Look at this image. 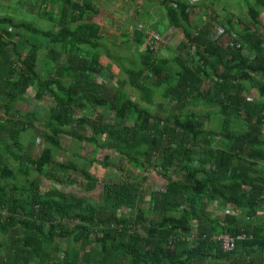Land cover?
I'll list each match as a JSON object with an SVG mask.
<instances>
[{
  "label": "trees",
  "instance_id": "trees-1",
  "mask_svg": "<svg viewBox=\"0 0 264 264\" xmlns=\"http://www.w3.org/2000/svg\"><path fill=\"white\" fill-rule=\"evenodd\" d=\"M176 1L161 3H168L169 29L184 38L177 56L161 58L136 28L124 35L134 58L126 52L129 68L121 71L136 101L121 85L108 95L103 81L114 76L100 63L103 55L110 59L107 40L99 24L84 20L98 15L92 0H41L43 17L57 24L48 31L0 18V264H264V0H255L248 18L228 15L221 35L231 43L224 48L210 37V25L191 19L197 6ZM44 62L55 69L49 81L38 71ZM252 89L258 100H248ZM32 99L35 110L23 112L28 122H17L16 105ZM84 102L104 109L99 120L75 116ZM35 123L46 143L40 158L28 156L21 142ZM72 126L91 127L92 135H75ZM62 136L108 148L145 174L158 170L168 186L150 193L149 208L148 191L130 173L105 184L101 204L57 190L43 194L30 178L55 163ZM84 174L86 189H94ZM215 201L223 208L211 215ZM126 210L130 217L119 216ZM71 219L77 225L69 228ZM220 235L242 240L225 253Z\"/></svg>",
  "mask_w": 264,
  "mask_h": 264
},
{
  "label": "rangeland",
  "instance_id": "rangeland-1",
  "mask_svg": "<svg viewBox=\"0 0 264 264\" xmlns=\"http://www.w3.org/2000/svg\"><path fill=\"white\" fill-rule=\"evenodd\" d=\"M27 1L28 0H0V18H12L15 22L26 21L47 31L57 25L51 24L45 17H43V11L38 8L41 0H32L31 5H27ZM153 1L155 0H92V5L98 15L95 17H89V15H86L84 20L86 22L90 21L99 24V36L107 40L104 48L108 51L110 59L103 55L100 59V63L102 68H109V70H111V74L109 70H107V72L102 70V72L114 76L113 79H110V76H107L103 81L104 84H106L105 88L109 90V96L113 94V90L118 85H121L124 86L123 90L128 93L134 101L140 98L135 89L125 85L126 74L121 71V67L129 68V63L124 61V58L126 52H129L128 49L130 47H128V44L124 41V35L127 33L132 34L135 28L140 31L143 30L146 34L152 32L151 28H155L161 32L162 28L167 26L166 22L165 24L160 21H157V24L154 25L152 17L155 15L160 16L159 14L162 11L159 8V3H161L162 0L158 3H154ZM255 3V0H209L208 2L201 0L200 3H198V6L194 8L195 11H193L191 19L196 21L198 26L206 25V27H208L210 25V37L212 39L218 37V43L224 48V46H228L231 43V37L227 33L221 35L224 32L222 23L227 22L229 17L233 14L248 18V16H246L247 12L251 6H255ZM153 12L155 13L153 14ZM57 13L56 8L54 14L56 15ZM259 21L263 24L261 31L264 33L263 13L260 16ZM177 35L178 36L173 43L160 50L159 56H161V58L171 59L174 55L178 54L176 46L183 41L184 38L181 33H177ZM168 49L172 53L169 52ZM128 56L129 58H134L130 52L128 53ZM38 71L41 80L49 81L51 77H55V69L47 62L40 65ZM97 82L102 81L97 79ZM246 86L249 87V84L247 83ZM247 95L248 100H258V92L256 89L250 90ZM29 96H33L31 90ZM161 103L168 104L165 101H161L158 104ZM35 106L36 103L33 99L30 103L23 104L24 114L28 116L30 112L35 110ZM103 110L102 107H98V110L92 111L90 105L84 102L79 105V110H77L75 116L77 118H85L88 121L99 120ZM151 111L155 114L159 110L157 107L151 106ZM213 111L216 112L217 110ZM104 114L107 117L110 115L108 111H104ZM109 121H111V118L106 119L107 124ZM27 122V117L23 116L22 123L25 124ZM89 126H92V124H89ZM129 127H132V123H129ZM42 130V123H35L33 130H30L24 135V140L22 135L21 142L22 144L24 142L26 145L28 156L40 158L43 149L46 147L45 140L41 134ZM69 130L75 135H80V133H82L81 135L85 136L84 138L92 135L91 127L79 131L76 126H72ZM54 161L55 163L63 165L71 164V168L69 170H63L60 169L59 166H56L55 163H52L45 168L44 176H40L38 173L33 172L30 180L35 179L37 181L43 194L47 193L49 190H57L63 194L71 195L78 199L82 197L88 198L93 204L102 203L103 190L106 183L116 182L120 178H125V174L128 173L134 175L136 181L141 185L143 190H146L149 193L144 195L145 203L143 204V207L145 208H149L150 203L152 202L150 201L152 198V194L150 195V193L164 191L169 183V179L163 178L158 170L152 169L145 174L140 170H135L128 164L126 159L120 158L110 149L98 148L86 141L80 143L78 140L70 136H62L61 147L56 151ZM17 168H19V166L15 165L14 169L16 170ZM178 168L179 167L175 165L172 170ZM80 171L83 174H81ZM84 172H86L87 176L90 175L96 181L94 189H86L87 180L84 177ZM175 179L177 180L178 178ZM23 180L24 176L20 177L19 181L21 183ZM61 180H63V182ZM11 188L12 185H9L8 189L11 190ZM10 195L11 191L9 192V196ZM208 204L209 213H211V215L222 211L221 209L223 206L219 202H209ZM76 209L77 208H73V214ZM231 214H234L233 206L227 209V215ZM120 215L130 217L132 211L126 210L125 213H120L119 216ZM219 216L222 218L223 215L219 214ZM76 225L77 221H74L73 219L66 221V226L69 228Z\"/></svg>",
  "mask_w": 264,
  "mask_h": 264
},
{
  "label": "built area",
  "instance_id": "built-area-1",
  "mask_svg": "<svg viewBox=\"0 0 264 264\" xmlns=\"http://www.w3.org/2000/svg\"><path fill=\"white\" fill-rule=\"evenodd\" d=\"M140 32H143L147 37V45L154 53H158L160 50L166 48L167 45L173 43L178 36L176 30H169L162 36L155 32H150L148 34H146L143 30ZM192 239L194 240V237H192ZM243 239H245V236H243ZM241 240V237L235 238L229 235H220L217 238V241L221 243L222 249L225 253L234 252L235 244Z\"/></svg>",
  "mask_w": 264,
  "mask_h": 264
},
{
  "label": "crops",
  "instance_id": "crops-1",
  "mask_svg": "<svg viewBox=\"0 0 264 264\" xmlns=\"http://www.w3.org/2000/svg\"><path fill=\"white\" fill-rule=\"evenodd\" d=\"M157 1V2H156ZM161 0H155V1H153L154 3H158V2H160ZM184 3H185V5H187V3H190V6H198V3H200V1L201 0H182ZM153 2H151V3H153ZM172 2H177L176 0H172ZM159 5H160V9H161V13L159 14L160 16H158V15H155L154 17H152V19H153V23H154V25H156L157 24V21H160V22H162V23H167V26L165 27V28H162V30H161V32H159L157 29H155V28H151V30L152 31H154V32H157V33H160V34H162V35H164L168 30H170L169 29V21H168V18H167V16H166V10H167V7H168V3H167V5H165V6H163L162 5V3H159ZM202 5H203V2H202ZM173 7V3H170V5H169V7ZM157 7V6H156ZM193 11H195V10H193ZM155 12H153V14H154ZM152 14V15H153ZM165 23V24H166ZM182 25H184V24H182ZM185 26V28H187L188 26L185 24L184 25ZM153 27H155V26H153ZM150 29V28H149ZM188 29V28H187ZM179 33V32H178ZM222 47V46H221ZM225 47V46H224ZM169 50V49H168ZM169 52H171L170 50H169ZM172 53V52H171ZM177 56V55H176ZM173 57H175V55L173 56ZM172 57V58H173ZM16 111H17V113H20V114H17L16 116H19V117H15V119H16V121L17 122H22V116H23V103H19V104H17L16 105ZM2 115V112H0V116ZM5 120H6V118H5ZM22 124V123H21Z\"/></svg>",
  "mask_w": 264,
  "mask_h": 264
}]
</instances>
